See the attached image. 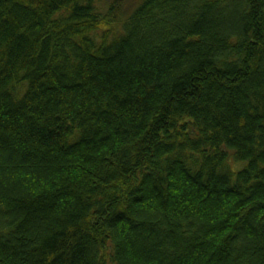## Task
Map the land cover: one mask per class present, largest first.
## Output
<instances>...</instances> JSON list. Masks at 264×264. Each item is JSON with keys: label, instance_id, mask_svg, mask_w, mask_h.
<instances>
[{"label": "trees", "instance_id": "16d2710c", "mask_svg": "<svg viewBox=\"0 0 264 264\" xmlns=\"http://www.w3.org/2000/svg\"><path fill=\"white\" fill-rule=\"evenodd\" d=\"M0 264H264V0H0Z\"/></svg>", "mask_w": 264, "mask_h": 264}, {"label": "rangeland", "instance_id": "374dc122", "mask_svg": "<svg viewBox=\"0 0 264 264\" xmlns=\"http://www.w3.org/2000/svg\"><path fill=\"white\" fill-rule=\"evenodd\" d=\"M139 1L140 0H122L125 11H131L138 4Z\"/></svg>", "mask_w": 264, "mask_h": 264}]
</instances>
